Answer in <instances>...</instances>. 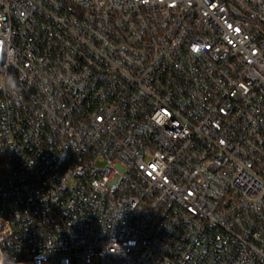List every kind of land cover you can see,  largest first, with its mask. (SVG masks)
<instances>
[{"label": "built area", "instance_id": "built-area-1", "mask_svg": "<svg viewBox=\"0 0 264 264\" xmlns=\"http://www.w3.org/2000/svg\"><path fill=\"white\" fill-rule=\"evenodd\" d=\"M0 228L5 264H264V0H0Z\"/></svg>", "mask_w": 264, "mask_h": 264}, {"label": "clouds", "instance_id": "clouds-1", "mask_svg": "<svg viewBox=\"0 0 264 264\" xmlns=\"http://www.w3.org/2000/svg\"><path fill=\"white\" fill-rule=\"evenodd\" d=\"M9 83L10 85L14 88L15 87V79L12 78V77H9ZM0 264H5V260H4V256H3V253L0 252Z\"/></svg>", "mask_w": 264, "mask_h": 264}, {"label": "rangeland", "instance_id": "rangeland-1", "mask_svg": "<svg viewBox=\"0 0 264 264\" xmlns=\"http://www.w3.org/2000/svg\"><path fill=\"white\" fill-rule=\"evenodd\" d=\"M2 236V229L0 228V237Z\"/></svg>", "mask_w": 264, "mask_h": 264}]
</instances>
